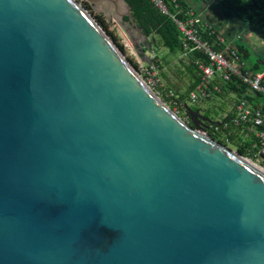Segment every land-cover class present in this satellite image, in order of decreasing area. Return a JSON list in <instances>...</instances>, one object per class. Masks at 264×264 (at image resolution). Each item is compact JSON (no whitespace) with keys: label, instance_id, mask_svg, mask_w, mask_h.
I'll use <instances>...</instances> for the list:
<instances>
[{"label":"water","instance_id":"water-1","mask_svg":"<svg viewBox=\"0 0 264 264\" xmlns=\"http://www.w3.org/2000/svg\"><path fill=\"white\" fill-rule=\"evenodd\" d=\"M187 114L79 0H0V264H264V172Z\"/></svg>","mask_w":264,"mask_h":264},{"label":"trees","instance_id":"trees-1","mask_svg":"<svg viewBox=\"0 0 264 264\" xmlns=\"http://www.w3.org/2000/svg\"><path fill=\"white\" fill-rule=\"evenodd\" d=\"M125 1L131 7L133 17L138 23V26L142 29L143 33L149 38H154V41L151 43L152 46L153 44L156 47L163 46L169 49L171 52L179 51L183 55V57L188 58L191 61L187 69L190 73L193 74L195 80L193 81L190 89L187 92L181 94L180 90L174 91L168 86L164 87L166 91H172L175 94L176 98L174 100L179 102L182 113H187L188 104H191V94L193 92H196L198 87L202 84V72L199 66H213L208 54L198 50H191V48L194 47L192 43H190V47L188 49L185 47L187 43L186 38L174 20L173 16H175L177 20L185 22L192 17L190 14L194 10H192L183 0H163L164 4L169 10V14L166 15L152 2V0ZM218 1L224 7L235 12L244 23H247L249 26L253 27L255 31L262 35L264 39V0ZM84 6L88 10L90 9L89 5L87 4H84ZM93 16L100 24V26L114 40L118 47L125 53L123 44L119 43L118 37L114 32L110 31V25L107 23V21L100 16L94 14ZM194 17L199 19V24L197 26L202 40L208 42L213 50L222 51L225 50L227 44H232L230 45L231 51H235L241 58V60L247 64L244 72L250 71L252 73L264 74V62L257 61L252 63L250 60V51L245 45H243L242 43H233V41L228 40L220 32L218 26L206 22L196 13L194 14ZM205 24H207L208 26L205 27ZM220 38H224L226 43L223 44ZM158 40L160 41V43H158ZM157 59L158 58L151 61L152 63L157 64L159 68H161ZM130 63L136 69H138L139 65L136 62L130 60ZM216 83L220 86L221 92H214L211 98L195 104L197 106V111L201 112V109L199 108V105L201 103H206L215 96L224 97L223 95L228 93H234L235 95H237L238 99L247 98L254 108L261 107L264 109V99L262 98V96L258 94L254 95L251 93L249 96H247V87L239 78L233 77L232 82L229 83H225L220 79H217ZM210 89L213 91L214 85H211ZM163 100L166 103H170L172 101L170 98L166 97V94L164 95ZM234 116L235 115L232 113L223 119L225 124H228L227 128H225V124L223 126L215 125L213 128H211V124L206 123L207 133L211 138L228 147L229 145H233L240 155L251 159L254 155L252 146L256 140L252 136L244 138L241 135L242 129L239 127H235L230 123ZM189 124L192 125L191 122H189ZM216 128H218V131Z\"/></svg>","mask_w":264,"mask_h":264},{"label":"built area","instance_id":"built-area-1","mask_svg":"<svg viewBox=\"0 0 264 264\" xmlns=\"http://www.w3.org/2000/svg\"><path fill=\"white\" fill-rule=\"evenodd\" d=\"M152 2L164 13L169 14L167 6L164 4L163 0H152ZM192 17L183 22L176 19L174 20L178 25L179 29L182 31L186 38L185 47L188 49L190 43L194 45L191 48L192 51L198 50L209 55L210 61L212 62V67L200 65V70L202 72V84L198 87L196 92H193L190 97L191 105L198 104L207 100L213 96L214 92H221L220 86L216 83L217 79L222 82L229 83L232 82L233 77L239 78L242 83L247 87L249 93L254 95H260L264 99V74L263 73H252L250 71L244 72L247 64L241 60L235 51H231L230 45L227 44L225 50L215 51L206 41H203L198 29L199 19L195 18L193 14ZM208 26L205 24V27ZM221 42L224 44L225 39L220 38ZM137 69L140 76L150 87V89L160 98H163L166 94L167 98L172 101L170 103H165L173 109L177 115H186L185 122H190V117L187 113H182L181 106L178 101H175V94L172 91H166L159 78V67L155 63L146 64ZM216 83V84H215ZM214 85L213 91L210 86ZM234 118L231 120V124L235 127H239L242 131L248 133L246 138L254 137L256 140L252 146L254 150V155L250 161L261 163L264 167V109L254 108L247 98H241L238 100L233 108ZM184 115V116H185ZM219 124L213 123L210 125L213 128L215 125L223 126L225 124L224 120L218 121ZM228 124H225L227 128ZM207 132V125L204 127ZM218 131V128H216ZM224 135V134H223Z\"/></svg>","mask_w":264,"mask_h":264},{"label":"crops","instance_id":"crops-1","mask_svg":"<svg viewBox=\"0 0 264 264\" xmlns=\"http://www.w3.org/2000/svg\"><path fill=\"white\" fill-rule=\"evenodd\" d=\"M194 12L199 15L203 20L209 22L213 25L218 26L220 32L233 43H242L250 51V60L251 62H264V39L260 33L255 31V29L249 26L247 23H244L240 17L233 11L224 7L218 0H183ZM113 2H118V0H102L100 6L103 10H108L111 14L117 17L118 19L123 20L124 24L129 27L130 21L127 17L128 14V3L118 2V8H116ZM89 5V10L92 14L104 18L107 23L110 25V28L114 30L115 35H121L125 31L121 26L112 19V22L108 21L107 15L102 13H96L94 11V5L85 2ZM215 6V7H214ZM214 7V8H213ZM132 13V9H131ZM133 15V13H132ZM136 21V20H135ZM138 24V23H137ZM135 34V32H134ZM152 38H149L150 42ZM153 42V41H152ZM145 62L148 63L151 59L145 57ZM152 63V61H151ZM261 64V63H259ZM247 96L250 95L249 91L246 93ZM225 98L229 97L232 101H236L234 93H228L223 95ZM233 107L228 111L227 116L233 113ZM223 111V109H222Z\"/></svg>","mask_w":264,"mask_h":264},{"label":"rangeland","instance_id":"rangeland-1","mask_svg":"<svg viewBox=\"0 0 264 264\" xmlns=\"http://www.w3.org/2000/svg\"><path fill=\"white\" fill-rule=\"evenodd\" d=\"M82 4H85V1L79 0ZM215 7V6H214ZM213 7V8H214ZM191 14H195L194 11L191 12ZM111 32H114L110 28ZM115 33V32H114ZM118 41L119 43L123 44L125 48V53L124 55L127 57V59L133 60L137 64L139 63L141 66H145V57L155 60L158 58V63L161 68H159V78L162 81L163 86H168L172 88L174 91L180 90V93L183 94L187 92L190 89V86L192 85L193 81L195 80L194 76L192 73L188 71V67L191 63V61L188 58L183 57V55L179 52H171L169 49L163 47V46H158L156 47L154 44L153 46L151 45L152 41L150 42L151 50H145V54H138L136 48L130 41L129 37L127 36L126 33L118 35ZM158 43L160 41L158 40ZM236 101L234 102V98H232V101L229 97H220V96H215L213 97L210 101L206 103H201L199 108L201 109V114L203 116H206L210 118L214 122H218L223 120L228 111L235 106L236 103L238 102V98L235 96ZM163 100V98H161ZM238 99V100H237ZM164 101V100H163ZM188 107L192 110H196L197 106L196 105H191L188 104ZM223 109V111H222ZM180 115L181 118L185 120L186 115L184 116ZM241 135L246 138L248 135L247 132L242 131ZM229 147L234 151L237 152V149L233 145H229ZM238 153V152H237ZM253 163L258 169L264 172V167L261 163L258 162H253Z\"/></svg>","mask_w":264,"mask_h":264},{"label":"flooded vegetation","instance_id":"flooded-vegetation-1","mask_svg":"<svg viewBox=\"0 0 264 264\" xmlns=\"http://www.w3.org/2000/svg\"><path fill=\"white\" fill-rule=\"evenodd\" d=\"M204 126H206V123H205V125Z\"/></svg>","mask_w":264,"mask_h":264}]
</instances>
